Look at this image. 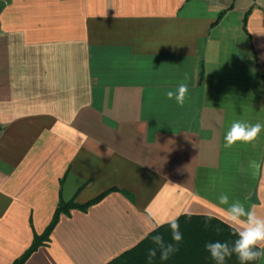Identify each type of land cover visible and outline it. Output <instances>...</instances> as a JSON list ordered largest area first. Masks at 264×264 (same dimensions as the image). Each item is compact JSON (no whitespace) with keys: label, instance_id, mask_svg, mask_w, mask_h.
<instances>
[{"label":"crops","instance_id":"1","mask_svg":"<svg viewBox=\"0 0 264 264\" xmlns=\"http://www.w3.org/2000/svg\"><path fill=\"white\" fill-rule=\"evenodd\" d=\"M234 121L264 125V0H0V264L59 203L101 197L23 264H107L184 214L228 225L221 194L264 217V128L226 149Z\"/></svg>","mask_w":264,"mask_h":264},{"label":"clouds","instance_id":"2","mask_svg":"<svg viewBox=\"0 0 264 264\" xmlns=\"http://www.w3.org/2000/svg\"><path fill=\"white\" fill-rule=\"evenodd\" d=\"M189 93L187 83H180L175 91H167L166 96L169 100H175L179 106L185 104ZM264 125L261 123L251 124L246 121H234L225 134L224 147L230 149L237 142L253 143L259 136ZM249 168L256 171L261 169L259 161L251 160ZM220 205H226V221L228 226L233 230L236 239L230 246L227 242L214 241L205 245L206 250L216 264H225L227 258L236 256L240 264L256 261L264 256V217L258 216L255 206L246 207L245 203L239 199L231 200L227 194H221L218 197ZM171 231V239L176 244L182 241L183 234L180 231L178 217H172L167 220ZM158 224L153 227L156 231ZM152 242L157 247L148 250V258L156 257L157 250L160 253L161 260H168L170 255L176 251L173 243H165L164 237L160 234L152 237Z\"/></svg>","mask_w":264,"mask_h":264},{"label":"trees","instance_id":"3","mask_svg":"<svg viewBox=\"0 0 264 264\" xmlns=\"http://www.w3.org/2000/svg\"><path fill=\"white\" fill-rule=\"evenodd\" d=\"M100 198L98 197L82 206H77L74 203H59L52 221L44 233L40 236L35 235L31 247L13 264H23L30 254L49 240V236L61 213L75 207L85 210L89 205L99 201ZM178 223L183 234V239L178 244L171 239L169 225L164 224L156 228V231H151L136 246L107 264H216L206 250L205 245L209 242L221 241L227 242L231 246L236 239L233 230L227 224L213 217L184 214L178 217ZM157 234L164 237L166 244L173 243L176 248V251L170 255L168 260L160 259L159 250H157V255L152 260L148 258V250L157 247L152 242V237ZM257 261H251L248 264H257ZM225 264H240V262L233 255L231 258L226 259Z\"/></svg>","mask_w":264,"mask_h":264}]
</instances>
